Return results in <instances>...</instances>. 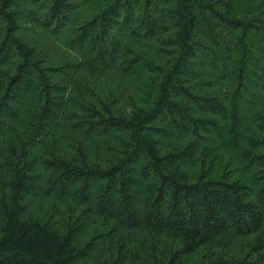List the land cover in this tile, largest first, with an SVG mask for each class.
Returning <instances> with one entry per match:
<instances>
[{"label": "trees", "instance_id": "1", "mask_svg": "<svg viewBox=\"0 0 264 264\" xmlns=\"http://www.w3.org/2000/svg\"><path fill=\"white\" fill-rule=\"evenodd\" d=\"M0 161V264H127L90 213L148 232L146 264H264V0H0ZM44 192L84 214L40 216Z\"/></svg>", "mask_w": 264, "mask_h": 264}, {"label": "rangeland", "instance_id": "2", "mask_svg": "<svg viewBox=\"0 0 264 264\" xmlns=\"http://www.w3.org/2000/svg\"><path fill=\"white\" fill-rule=\"evenodd\" d=\"M55 40L46 39L45 44L49 46L50 44L55 43ZM63 53H54L56 59L62 57L63 59H75L78 56L77 52L70 51L69 54L66 53V56L62 55ZM99 84L103 86L106 90L116 91L121 95L120 104L127 103L126 96L134 92V87L129 78H123V75L118 72V70H113L104 75H101L99 78ZM220 91L231 88V81L225 80L220 82L216 86ZM260 112L258 108L255 112ZM26 115L24 112L21 113L20 119L16 122L19 127H23L25 124ZM252 126L256 128V123L253 121ZM263 131V130H262ZM61 139L65 143H69V149H72L70 142H77L76 138H83L84 135L70 132L66 128L59 131ZM85 143L90 147V150L94 152H105L107 149L105 144V139L95 136L90 138H83ZM5 163L0 161V168L5 169ZM85 207V204L79 203L75 199H57L54 195L48 193H40L32 199V210L40 214L42 217L52 219L53 221L59 222L61 225L69 223V221H74L78 216L84 214L82 209ZM71 217V218H70ZM104 219L99 217L94 213H90L86 219V224L84 226L82 237L83 240H89L97 233H103V238L108 245V249H104L106 255L109 256L110 253H117L119 249L128 253L126 262L127 264H134L132 261L135 259V256H140V262L146 264L150 258L151 253V242L152 239L148 232H143L139 230H130L125 227H117L111 232L109 230V224H104ZM113 224V223H111ZM102 238V239H103ZM101 240V238H100ZM172 241L162 238L159 242V246L162 249H168V246H171ZM111 250V252H110ZM103 252V250H102Z\"/></svg>", "mask_w": 264, "mask_h": 264}]
</instances>
